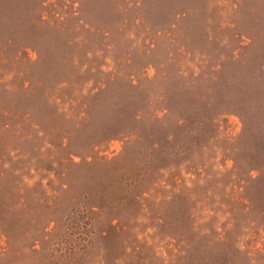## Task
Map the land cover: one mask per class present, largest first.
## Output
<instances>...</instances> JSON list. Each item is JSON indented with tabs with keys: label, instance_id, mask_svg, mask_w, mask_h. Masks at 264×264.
Returning a JSON list of instances; mask_svg holds the SVG:
<instances>
[{
	"label": "rangeland",
	"instance_id": "1",
	"mask_svg": "<svg viewBox=\"0 0 264 264\" xmlns=\"http://www.w3.org/2000/svg\"><path fill=\"white\" fill-rule=\"evenodd\" d=\"M0 264H264V0H0Z\"/></svg>",
	"mask_w": 264,
	"mask_h": 264
}]
</instances>
